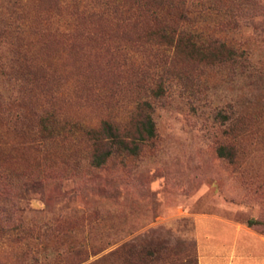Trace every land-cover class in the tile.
<instances>
[{
    "label": "rangeland",
    "instance_id": "1",
    "mask_svg": "<svg viewBox=\"0 0 264 264\" xmlns=\"http://www.w3.org/2000/svg\"><path fill=\"white\" fill-rule=\"evenodd\" d=\"M77 1L0 0V264H114L109 253L126 244L159 252L154 264H197L196 216L264 221V0L253 1L256 17L244 10L239 28L221 33L246 50L242 66L179 55L138 83L130 67H114H151L153 51L146 60L141 46L82 41L72 30V48L35 32L66 30ZM216 20L202 26L217 34ZM35 58L47 78L38 90L27 62ZM158 84L164 96L148 99ZM144 100L156 137L135 156L91 166L90 126L126 120Z\"/></svg>",
    "mask_w": 264,
    "mask_h": 264
},
{
    "label": "trees",
    "instance_id": "2",
    "mask_svg": "<svg viewBox=\"0 0 264 264\" xmlns=\"http://www.w3.org/2000/svg\"><path fill=\"white\" fill-rule=\"evenodd\" d=\"M82 1H77L67 8L74 10L68 13V20L71 22L63 32L60 28L40 25L34 27L35 32L44 39L45 36L47 38L61 36L72 48L75 42L70 40V34L74 30L78 32L77 35L82 41L105 39L122 42L125 45L129 43L141 46L142 49L136 53L142 52L145 59L147 58L145 54L147 52L151 54L153 51V56L149 55L154 62L151 67L145 65L144 60L140 62L134 60L131 64L124 61L125 63L114 67L113 71L118 75L130 69L131 78L138 80L137 83L142 81V77L152 68L173 67V62L179 55L186 57L188 61H197L203 65L242 66L247 60L246 50L241 48L240 44L221 36V33L226 30H237L240 19L244 18V10H248L249 18L256 17L254 15L256 3L253 1L257 0H207L200 1L198 6L193 0H100L95 5L88 3L83 5ZM212 18L217 19L215 23L219 30L217 34L202 26ZM23 27L24 24L17 28L22 30ZM41 45L47 48L45 41ZM144 45L147 48H144ZM114 49L118 52L121 48L118 46ZM36 59H28L27 62L31 65L29 74L33 80V89L38 90V85L45 84L47 78L45 74L39 73L44 66L41 64L42 61ZM148 90L150 96L147 98L150 100L161 98L165 94L161 84L154 85ZM151 113L150 101L144 100L135 106L126 120L105 118L97 125L90 126L87 133L94 146L90 156L91 166L105 167L114 153L126 157L137 155L142 146L140 142L156 137V127ZM47 129L44 127L42 130L45 132ZM54 137L50 136L49 139ZM218 154L230 162L234 159L233 153L225 145L218 148ZM246 225L251 229L260 228V233H264L262 220L249 219ZM82 253L81 250L73 251L72 256H79ZM158 254L157 251L144 253L142 250L138 251L135 245L126 244L110 252L106 260L112 259L114 264H124L128 261L132 264H154L159 260Z\"/></svg>",
    "mask_w": 264,
    "mask_h": 264
},
{
    "label": "crops",
    "instance_id": "3",
    "mask_svg": "<svg viewBox=\"0 0 264 264\" xmlns=\"http://www.w3.org/2000/svg\"><path fill=\"white\" fill-rule=\"evenodd\" d=\"M197 264H264V237L228 219L195 218Z\"/></svg>",
    "mask_w": 264,
    "mask_h": 264
}]
</instances>
